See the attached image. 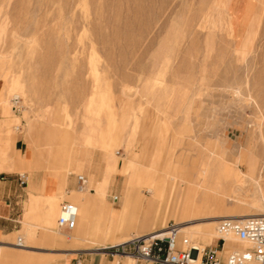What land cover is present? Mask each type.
Returning <instances> with one entry per match:
<instances>
[{
  "label": "rangeland",
  "instance_id": "rangeland-1",
  "mask_svg": "<svg viewBox=\"0 0 264 264\" xmlns=\"http://www.w3.org/2000/svg\"><path fill=\"white\" fill-rule=\"evenodd\" d=\"M18 96L20 111L13 106ZM16 125L28 143L24 153L14 146ZM27 157L35 169L8 171ZM117 162L120 169L109 171ZM225 164L232 171L220 176L223 193L193 221L264 212L255 204L264 194V0H0V176L25 173L30 183L40 172L50 182L47 198L60 181L46 176L49 166L67 179L58 201L28 209L30 189L15 199L16 227L0 235V264H63L76 256L72 250L95 243L103 207L82 204L77 217L74 237L87 224L90 242L63 235L69 231L57 222L77 174L89 182L78 197L104 195L99 186L107 182L112 208L121 207L127 184L143 189L147 206L146 179L172 176L183 193L181 205L177 195L172 206L182 213L187 178L212 188L205 171L213 176ZM173 199L168 191L167 206ZM167 212L150 220L147 211L135 220L123 213L122 229L110 238L141 236L164 222L175 228ZM216 224L207 235L205 224L181 230L210 237L208 245L221 250ZM20 238L23 246L16 245ZM177 241L190 244L183 246L180 234Z\"/></svg>",
  "mask_w": 264,
  "mask_h": 264
},
{
  "label": "crops",
  "instance_id": "crops-1",
  "mask_svg": "<svg viewBox=\"0 0 264 264\" xmlns=\"http://www.w3.org/2000/svg\"><path fill=\"white\" fill-rule=\"evenodd\" d=\"M14 146H15L16 150L20 151L21 153H24L27 150L28 143L26 141L25 134L23 133L22 130H19L18 132H16ZM27 159H28V161H26ZM113 163H114V161H111V163L109 165L111 166V165H113ZM30 165L33 169H35L33 162H31L28 157L23 158L22 161L17 160V162L15 161L14 163H12V165L8 171L17 172L14 170H17L20 168H25V167L30 166ZM134 165H136V163L132 162L130 167L132 168ZM48 168L49 169L46 172V176L60 177L57 194L51 195V197H48V198H52V199H54L56 197L57 201H58V193H61L60 191H62L63 188L65 189L67 179H66V176L64 174L62 175L60 173L59 167H55V169H56L55 171H53V168L51 170L50 166ZM119 169H120L119 163L117 162V165L109 171L112 172V171H116ZM8 171L5 172V174H2L0 176V235L11 234L13 232V228L16 227V225H13V223H12L14 220H17L13 217V215H14V213H13V210H14L13 202L15 201L16 198L23 196V192L25 189H30L28 209L30 208V205L33 202H41L42 203L43 200L48 199L46 197L47 193H52V192H50L51 189H49V187H48V184L50 182L48 180H46V182H43L42 179H43L44 175L42 176L40 174V172L35 171L33 176L31 177L30 183H28V181H27V186H22V184L20 183L19 177H18L19 172L17 174V173L8 172ZM158 182L159 181L154 180L152 177L147 178L145 181L144 189H145V191H149L152 195L147 206L144 205L145 194L143 192V189H141L140 187H137L136 185L134 187L130 186L127 189V187H128V184H127V187L124 191L122 204L120 207V209H121L120 214H118V208H112L109 205V203L107 202V198H108L107 182L104 183L103 185L99 186V187H105V194H104L103 199H98V196H97L96 199H92V200L89 199L88 200L87 198L78 197L77 193H76L77 190H74V189H77V184H78L77 175L73 179H69V183H68V187H67V189L69 191H66L67 192V194H65L66 199H63V202L70 201V202L76 203L78 206V215L80 213L82 204L86 205V203H91V205H93L95 208H102L103 207V212L101 214L98 231H97V234L95 237V243H90V246L88 248H85L87 251L86 250L85 251L84 250L79 251L78 249L72 250L69 253H76V256L67 259V261L63 262V264H131L134 260L132 258L123 257V256H115L113 259H111L110 256L107 255L105 252L103 253L101 251H98L99 247L116 244V243L125 241V240L130 238V237L129 238L127 237V238H124L118 242H117L118 239H111L110 238L112 233L122 229V228L118 227V220L121 219V216L123 213H126L128 218L130 217L131 219L135 220V219H137L138 216L140 219V214L144 218L145 213L147 211V216L149 217V220H150V218L152 216L159 215V213L161 214L162 212L165 213V211H168L166 219L171 218V219L175 220V225H179L180 228H187V227H192V226L195 227V226L199 225L197 223L198 220L193 221V219H195L198 216V214L203 213L204 210H199L197 208L186 209V207H182L183 208L182 213H179L180 212L179 210L177 212H175L172 205H173L174 200L176 199V196H177L176 190H177V188L179 189L180 185L178 183H175L174 181H172L170 192H171L172 196L174 197V199L171 202V204L169 206H167L166 203H163L162 201L157 199L152 192L151 186L155 185ZM128 183H130V180L128 181ZM72 188H74V189H72ZM91 190L94 191L95 194H97L96 190H94V189H91ZM113 201H114V199H113ZM134 201H136V203L138 204V208H139L138 210L135 209L132 205ZM176 201L180 205L179 197L177 198V200H175V202ZM114 202L116 203L117 201H114ZM17 203H18V201H16V204ZM162 204H164V206ZM90 208H91V206L87 207V211H90ZM57 210H58V206L56 207V209H55L56 212L54 213L56 216H57ZM163 213H162V215H163ZM192 213H194V214L190 216V214H192ZM161 216L156 217L152 224H158V221L160 220ZM149 220L147 223H149ZM54 222L55 221H50V223H52V224H54ZM78 224H79V222L77 220L76 225L72 229H67L69 231V234L66 232H63V235H65V236L69 235L70 237H72L73 239H76V240H86V241L90 242L88 237L83 236L84 234L87 233V224H85V227L83 229V231H84L83 235L82 236L75 235V237H74L75 232L78 230ZM54 227H52V229H54ZM168 227H169V225L164 222V224L162 226L157 227V228H153L151 230H146V232L143 234H148V233L150 234L153 231L162 230V229H165ZM62 239H64V238L62 237ZM49 241L55 242L56 238L53 237V239H49ZM192 241H198V242H202V243L208 245V244H211L212 238L206 237L203 235L194 234L192 236ZM20 242H21V244H16V245L23 246V240L21 238H20ZM0 243L3 244V242H1V241H0ZM1 247H2V245L0 244V250H1ZM6 247H10V246H6ZM3 248H5V247H3ZM12 248H14V247H12ZM16 249H20V248H16ZM21 250H24V249H21ZM25 250L27 251V249H25ZM29 251H33V250H29ZM228 251H229V248L226 247V249L224 250V254H227ZM60 253L61 252H59V254Z\"/></svg>",
  "mask_w": 264,
  "mask_h": 264
},
{
  "label": "built area",
  "instance_id": "built-area-1",
  "mask_svg": "<svg viewBox=\"0 0 264 264\" xmlns=\"http://www.w3.org/2000/svg\"><path fill=\"white\" fill-rule=\"evenodd\" d=\"M14 109L20 111V99L14 97ZM20 183L25 184L28 179L25 173L18 174ZM77 189L88 188V177L77 174ZM114 201L119 197L115 195ZM78 206L70 201L61 203L58 217L59 227L72 229L77 222ZM224 248L226 238L224 235L234 233L239 239L249 243L243 249H234L227 256L222 255L217 246L207 245L205 248L195 249L193 245L187 248L179 247L176 237H145L136 236L123 243L109 246L104 252L115 257L116 255H131L135 264H264V215L249 216L245 218L225 217L217 226ZM168 238V239H167ZM222 248V249H223ZM197 253V254H196ZM201 257L196 261L193 256Z\"/></svg>",
  "mask_w": 264,
  "mask_h": 264
},
{
  "label": "bare ground",
  "instance_id": "bare-ground-1",
  "mask_svg": "<svg viewBox=\"0 0 264 264\" xmlns=\"http://www.w3.org/2000/svg\"><path fill=\"white\" fill-rule=\"evenodd\" d=\"M15 129H19L20 130V126L19 125H16ZM29 150H31V149H29ZM110 157H111L110 159H112V161H114V156H110ZM114 163H115V161H114ZM254 166H255V161L252 160L250 162V164H249L250 171L252 173H253V170H254ZM231 171H232V167L229 166V165H227V164L222 165L216 171L214 170L213 173H215L216 175L213 174V176H210V175L208 176V172L205 171V175H206L205 176L206 177L205 180L207 181L208 178L211 177L212 180H213V183H214L213 184V187L212 188H209V189H208V187L206 185H201V186H197V187L193 186V184L190 183V179H189L190 176H189L187 178V182L190 184V186H189L188 194H187V196L185 198V201L183 203V207H186V209L197 208L199 210H206L209 207H212V205L215 204L214 203L215 202V197L216 196L218 197L219 194H222L223 193V188H222L223 185L221 186L222 182H221V180H219L220 179V176H222V178L223 177H226L227 175H229L231 173ZM172 181H173V178L171 176V178H165L164 180L159 181L155 185L151 186L152 192L155 195V197L157 199H159L160 201H162L163 203H166V194H168V191L169 192L171 191ZM238 183H241V180ZM101 188L104 190L105 187H101ZM76 190H78V191H85V190H80V189H76ZM176 192H177L178 197H180V195H181V197L183 196V193H182V190H180V187H179V189L177 188ZM261 192H262L261 194H263V189H262ZM103 198H104V195L98 194V199H103ZM181 199L182 198H179L180 203H182ZM255 202H256L255 204H257L259 206L261 205L262 208H264V194L262 195V202H260L259 199H258V201H255ZM248 205H250V203ZM120 210L121 209L119 207L118 208V214H120ZM230 213H232V212H230ZM257 215H264V212L253 213V214H246V213H242V214H239V213H237V214H227V215H223V214L222 215H219V214H217V215H213V216H210V217H207V218L198 220L197 223L199 225H201V224L207 225L201 231L205 235L211 233L209 231V229H211L212 226L217 223L216 224V227H215L216 228V232L219 235V237H221V234L219 233L217 226L219 224V221L222 218H225V217L245 218V217L257 216ZM82 230L83 229H81V231ZM78 232H79V230H78ZM177 234H180L181 240H183V243H184L183 246H185V244L190 243V244H188V246L189 245H193L192 247H194L195 249H201V250L207 246V244L198 243V242H192V236L194 234L192 232H190V231L181 230V228H180L179 225H177L175 228H171L169 226L168 228H165V229H162V230L153 231L150 234L149 233L148 234H143L141 236H145V237H149L150 238V237H170V236H174L175 235L176 240H177ZM46 237H48L49 239H53L54 236L52 234H46ZM133 237L134 236H131L129 239H131ZM224 237L226 238V244H225L224 248L220 250V252L224 256H227L234 249H243V248H246L247 246H249V243L248 242L239 239L234 233L226 234V235H224ZM129 239H127V240H129ZM127 240H125V241H127ZM125 241H122V242H119V243H116V244H112V245H106V246L99 247L98 248V251L101 250L104 253V249L105 248H107L109 246H114V245L123 243ZM177 243H178V241H177ZM226 247L229 248V251H228L227 254H224V250L226 249ZM184 248H187V247H184ZM116 256H120V255H116ZM123 257H129V258L134 259L131 255H124ZM193 257L195 258L196 261H199L200 258H201L199 256V259L197 260L196 259L197 258V255L196 256H193Z\"/></svg>",
  "mask_w": 264,
  "mask_h": 264
},
{
  "label": "water",
  "instance_id": "water-1",
  "mask_svg": "<svg viewBox=\"0 0 264 264\" xmlns=\"http://www.w3.org/2000/svg\"><path fill=\"white\" fill-rule=\"evenodd\" d=\"M168 239V238H167Z\"/></svg>",
  "mask_w": 264,
  "mask_h": 264
}]
</instances>
